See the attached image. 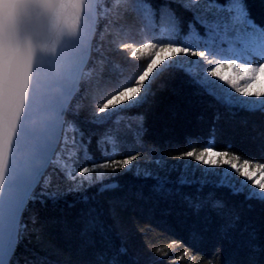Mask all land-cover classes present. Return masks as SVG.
Masks as SVG:
<instances>
[{"label":"snow or ice","instance_id":"obj_1","mask_svg":"<svg viewBox=\"0 0 264 264\" xmlns=\"http://www.w3.org/2000/svg\"><path fill=\"white\" fill-rule=\"evenodd\" d=\"M113 2L118 6L128 0ZM134 2L146 16L154 15L144 0ZM178 2L186 11L193 13V20L204 28V34L201 35L189 22V32L181 38L175 14L168 12L170 23L161 30L163 35L159 41L152 38L139 46L121 44L122 50L133 47L130 57L144 55L150 59L141 73L116 86L114 94L105 97L101 93L94 97L99 103L91 123L102 125L118 116L115 123L119 124L120 113L148 102L149 97L155 94L153 82L168 69L183 70L202 93L211 96L232 114H235L233 110L264 114V88L253 90L249 83L256 80L257 73L264 72V63L260 62L264 60V25L257 24L251 17L245 0H227L226 4L219 3V0ZM104 3L106 5L108 0ZM100 6L98 0H0V264H21L17 249L26 238L31 243V234H36L37 242L40 241L42 228L35 227L37 216L30 218L33 225L31 234L23 219L28 204L37 200L41 204L46 200L55 204L70 194L76 195V200L68 207H74L75 203L86 205L80 210L77 221L83 225L80 235L89 237V233L98 232L106 236L103 209L98 210L90 202L96 201L97 196L105 191L117 189L119 184L113 178L133 171V167L135 176L155 181L152 191L164 197L174 192L178 194L179 186L197 184L202 189L204 185L211 184L217 188H228L233 195H244L247 201L264 203V163L241 160L239 153L230 151V145L223 151L214 150L215 128L212 129V138L206 141L208 146L199 153L193 149L173 157L177 161L192 157L209 166L204 168L193 165L191 161L182 165L168 164L163 158L154 161L156 170L133 166L139 153L112 159L111 156L117 155L119 149L115 139L107 134L98 144L110 141L112 152L104 151L97 160L88 152L84 133L75 122H70L68 129H64L71 131L72 136L65 135L61 144L63 117L68 111L62 97L70 91L68 85L78 81L82 75L100 18L96 15ZM165 39L168 42H163ZM65 43L73 48L65 52L61 47ZM200 47L203 50L197 51ZM187 56L201 59H180ZM37 60L41 62L37 63ZM202 61L209 65L206 71L201 68ZM225 65L232 70L231 74L222 73ZM241 73L243 75H239ZM240 80L246 82L244 87L239 86ZM138 119L141 131L136 133L137 139L143 135L144 117L140 115ZM87 143H91L90 137ZM58 147L60 151H57ZM81 150L85 166L73 174L69 170V162L74 167L81 159L78 155ZM172 171L180 173L174 182L169 178ZM197 171L199 177L195 175ZM60 174L72 183L64 188L53 186V176ZM173 183L177 185L175 189L170 187ZM97 185V192L89 196L88 189ZM137 195L142 198V194ZM185 199L197 213L208 204L199 197L195 201L191 197ZM110 203L113 207H110L109 214L117 219L115 202ZM210 207L223 220L219 227L222 237H227L237 228L241 234L248 233V264H257V256L264 253V248L255 243V230H250L247 224L240 227V214L228 209L222 200H211ZM248 207L252 205L248 204ZM191 236L199 239L195 232ZM88 243L94 242L89 238ZM25 250L28 251L26 245ZM156 251L160 252V249ZM125 254L127 249L123 246L112 255L108 251H100L96 253L94 264H119L118 257ZM23 264L51 262L33 251L31 257H23Z\"/></svg>","mask_w":264,"mask_h":264},{"label":"trees","instance_id":"obj_2","mask_svg":"<svg viewBox=\"0 0 264 264\" xmlns=\"http://www.w3.org/2000/svg\"><path fill=\"white\" fill-rule=\"evenodd\" d=\"M98 3L101 5L97 9L100 18L90 58L65 114L61 144L65 135L72 136L71 131L64 129H68L70 122H75L84 133L88 152L97 160L104 151L112 152L110 141L98 144L101 137L107 134L115 139L119 149L117 155L111 156L112 159L139 153L133 166L156 170L154 161L163 158L168 164L182 165L191 161L201 168V164L192 157L179 161L173 157L193 149L199 153L208 146L206 141L212 138V129L215 128L214 150L223 151L230 145V151L239 153L241 160L264 163V135H261L264 133V114L242 110L230 113L211 96L202 93L190 76L180 69H168L156 79L152 84L155 94L149 97L147 103L120 113L119 124L115 123L118 116H113L102 125L91 123L99 103L94 97L101 93L105 97L114 94L116 86L141 73L150 59L144 55L130 57L133 47L122 50L121 44L139 46L152 38L159 41L163 35L161 30L170 23L168 12L175 14L181 38L188 34L189 22L201 35L205 31L195 23L193 13L186 11L178 0H144V4L151 7L153 16H146L134 0L118 6L113 0H108L106 5L104 0H98ZM219 3L226 4L227 0H219ZM245 3L256 23L264 25V0H245ZM163 42L168 41L165 39ZM140 115L144 117L143 135L137 139L136 133L141 131ZM89 137L91 143H87ZM57 151H60L59 147ZM78 155L81 159L74 167L69 162V170L73 174L85 166L83 150ZM134 171L135 167L133 171L115 176L113 180L119 187L99 194L96 201L90 202L98 210L103 209L106 236L98 232L89 233V237L80 235L83 225L77 221L80 210L86 205L75 203L74 207H68L76 200V195L70 194L55 204L51 200H46L44 204L38 200L30 202L23 219L31 234L33 225L30 218L37 216L35 227L42 228L39 233L41 239L37 242L36 234H31V243L27 238L22 241L17 249L21 264L23 257H31L33 251L47 257L51 264H94L97 252L108 251L112 255L121 246L127 249V254L118 257L119 264H248V233L241 234L237 228L230 231L227 237H222L219 227L223 220L210 207L211 200L216 199L240 214V227L250 225V230L256 232L255 243L264 248V203L247 201L244 195H233L228 188H217L211 184L204 185L202 189L197 184L179 186L178 194L174 192L164 197L152 191L155 181L139 178L133 174ZM179 174V171H172L170 180L174 182ZM195 175L199 177L200 173L197 171ZM52 183L64 188L72 182L60 174L53 176ZM98 187L88 189V195L95 194ZM170 187L175 189L177 185L173 183ZM137 194H142V198H138ZM185 197H191L193 201L199 197L208 204L197 213L189 207ZM113 201L117 219L109 214L110 207H113L110 202ZM248 204L252 207L249 208ZM193 232L198 234L199 239L192 238ZM89 238L94 243H88ZM157 248L160 252L156 251ZM216 253L218 256H214ZM257 264H264V253L258 254Z\"/></svg>","mask_w":264,"mask_h":264},{"label":"rangeland","instance_id":"obj_3","mask_svg":"<svg viewBox=\"0 0 264 264\" xmlns=\"http://www.w3.org/2000/svg\"><path fill=\"white\" fill-rule=\"evenodd\" d=\"M180 59L198 60V59H201V58H199V57L193 58V56H187V57H182ZM260 62L261 63H264V60H261ZM214 63H215V60H214ZM208 67H209V65L206 62H203L202 61V64H201L202 70L203 71H206ZM221 71H222L223 74H231V72H232V70L228 69L226 65H225V67ZM239 75H243V74L241 73ZM245 83L246 82L243 81V80L238 81V84H239L240 87H244ZM249 83L252 84L253 90H259V89L264 88V72L257 73L256 80L255 81H251ZM225 86H227V85H225ZM253 99H254V97H253ZM204 167H209V166H206V165L201 164V168H204ZM224 167H227V166H224ZM215 170L218 171L220 169H215ZM92 175L94 176L95 174L93 173ZM237 179H242V178L241 177H237Z\"/></svg>","mask_w":264,"mask_h":264},{"label":"water","instance_id":"obj_4","mask_svg":"<svg viewBox=\"0 0 264 264\" xmlns=\"http://www.w3.org/2000/svg\"><path fill=\"white\" fill-rule=\"evenodd\" d=\"M96 15H97V17H98V13H97V12H96ZM93 37H94V35H93ZM61 47H62V49H63L65 52H67L69 49H72V48H73L72 45L67 44V43H65V44L62 45ZM90 54H91V51L87 54V63H88V60H89V58H90ZM40 62H41L40 60H37V63H40ZM45 63H46V62H45ZM87 63H86L85 66L83 67L82 75H83V72H84V69H85ZM82 75H81V77L79 78L78 81L73 82V83H71L70 85H68L70 91H69L66 95H64V96L62 97L63 101H64L65 103H67L68 106H69L71 100L73 99L74 95L76 94V92H77V90H78V88H79V85H80V81H81ZM65 114H66V113H65ZM65 114H64V117H63L64 120H65ZM63 127H64V125H63ZM62 131H63V129H62L61 132H60V139H61Z\"/></svg>","mask_w":264,"mask_h":264}]
</instances>
